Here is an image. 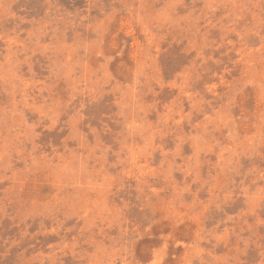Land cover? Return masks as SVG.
<instances>
[{"label": "rangeland", "instance_id": "obj_1", "mask_svg": "<svg viewBox=\"0 0 264 264\" xmlns=\"http://www.w3.org/2000/svg\"><path fill=\"white\" fill-rule=\"evenodd\" d=\"M0 264H264V0H0Z\"/></svg>", "mask_w": 264, "mask_h": 264}]
</instances>
